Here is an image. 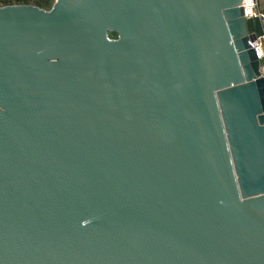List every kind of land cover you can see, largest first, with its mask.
<instances>
[{
  "label": "water",
  "instance_id": "95a60500",
  "mask_svg": "<svg viewBox=\"0 0 264 264\" xmlns=\"http://www.w3.org/2000/svg\"><path fill=\"white\" fill-rule=\"evenodd\" d=\"M242 4L0 7V264H264Z\"/></svg>",
  "mask_w": 264,
  "mask_h": 264
},
{
  "label": "rangeland",
  "instance_id": "374dc122",
  "mask_svg": "<svg viewBox=\"0 0 264 264\" xmlns=\"http://www.w3.org/2000/svg\"><path fill=\"white\" fill-rule=\"evenodd\" d=\"M57 0H0V7L10 5H32L36 7H45V10L50 11L53 9ZM259 12L264 14V0H259ZM250 31H254L258 35H264V20H251ZM264 51V44H263Z\"/></svg>",
  "mask_w": 264,
  "mask_h": 264
},
{
  "label": "built area",
  "instance_id": "2783aa9c",
  "mask_svg": "<svg viewBox=\"0 0 264 264\" xmlns=\"http://www.w3.org/2000/svg\"><path fill=\"white\" fill-rule=\"evenodd\" d=\"M242 5L244 7L245 15L249 22L255 19L264 20V14L260 13L258 9L259 0H243ZM251 33L255 34L256 36L253 45L259 54L261 60V73L262 75H264V51H263L264 35H258L254 31H252Z\"/></svg>",
  "mask_w": 264,
  "mask_h": 264
},
{
  "label": "trees",
  "instance_id": "16d2710c",
  "mask_svg": "<svg viewBox=\"0 0 264 264\" xmlns=\"http://www.w3.org/2000/svg\"><path fill=\"white\" fill-rule=\"evenodd\" d=\"M249 29H250V22H249Z\"/></svg>",
  "mask_w": 264,
  "mask_h": 264
},
{
  "label": "bare ground",
  "instance_id": "6f19581e",
  "mask_svg": "<svg viewBox=\"0 0 264 264\" xmlns=\"http://www.w3.org/2000/svg\"><path fill=\"white\" fill-rule=\"evenodd\" d=\"M261 49V48H260Z\"/></svg>",
  "mask_w": 264,
  "mask_h": 264
}]
</instances>
